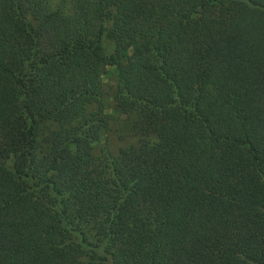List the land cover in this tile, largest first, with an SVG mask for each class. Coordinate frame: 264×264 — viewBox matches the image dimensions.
Instances as JSON below:
<instances>
[{"label":"trees","instance_id":"obj_1","mask_svg":"<svg viewBox=\"0 0 264 264\" xmlns=\"http://www.w3.org/2000/svg\"><path fill=\"white\" fill-rule=\"evenodd\" d=\"M0 264H264V0H0Z\"/></svg>","mask_w":264,"mask_h":264},{"label":"rangeland","instance_id":"obj_2","mask_svg":"<svg viewBox=\"0 0 264 264\" xmlns=\"http://www.w3.org/2000/svg\"><path fill=\"white\" fill-rule=\"evenodd\" d=\"M104 85L106 86V90L108 95H112L113 89L115 87L114 80V70L113 68L108 69V74L106 77L102 79ZM109 110H106V116L111 120L112 125H117L119 128L121 127V123L125 120L123 117L119 116L115 111L112 110V101L109 98L107 104ZM106 147L116 153L119 149L124 148L125 146L131 145L135 143L136 139L134 138H119L118 133H112L106 138Z\"/></svg>","mask_w":264,"mask_h":264}]
</instances>
